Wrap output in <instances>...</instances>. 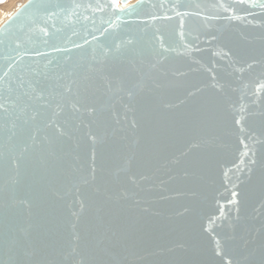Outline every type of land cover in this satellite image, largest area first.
<instances>
[{
    "label": "water",
    "instance_id": "1",
    "mask_svg": "<svg viewBox=\"0 0 264 264\" xmlns=\"http://www.w3.org/2000/svg\"><path fill=\"white\" fill-rule=\"evenodd\" d=\"M116 2L0 21V264H262L264 0Z\"/></svg>",
    "mask_w": 264,
    "mask_h": 264
},
{
    "label": "snow or ice",
    "instance_id": "2",
    "mask_svg": "<svg viewBox=\"0 0 264 264\" xmlns=\"http://www.w3.org/2000/svg\"><path fill=\"white\" fill-rule=\"evenodd\" d=\"M243 3V0H241ZM32 5L29 4L27 7H31ZM112 6L113 7H119L116 0H112ZM261 7H264V4L260 5ZM125 7H128L127 5ZM221 7H224V5H221ZM28 87L31 89L32 93H34V96H29V100H35L39 101L43 104H50L51 101L48 99V97L51 95L46 89V87L42 86L41 84L37 83H29ZM264 87V85H262ZM66 91H71V88H67ZM131 94V93H130ZM27 95V93L25 94ZM63 99V97H61ZM27 106V105H26ZM72 107L76 109V104H73ZM0 108H4L5 113H7L8 109L5 105L0 104ZM56 108L60 109V111H63V106L60 103H56ZM78 110V109H77ZM89 111H95L94 108H90ZM37 115H39V112H33L31 119H36ZM244 117L241 116L239 120H237V123H240L241 120H243ZM61 134H63V131L60 130ZM93 140H95V137H92ZM235 195V193L233 194ZM262 264H264V261H262Z\"/></svg>",
    "mask_w": 264,
    "mask_h": 264
},
{
    "label": "rangeland",
    "instance_id": "3",
    "mask_svg": "<svg viewBox=\"0 0 264 264\" xmlns=\"http://www.w3.org/2000/svg\"><path fill=\"white\" fill-rule=\"evenodd\" d=\"M18 0H6L0 4V21L5 18L7 12L12 9Z\"/></svg>",
    "mask_w": 264,
    "mask_h": 264
}]
</instances>
